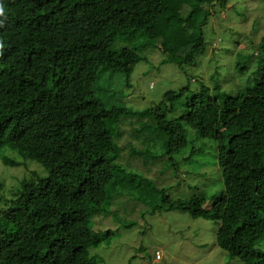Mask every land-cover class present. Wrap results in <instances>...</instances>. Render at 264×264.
<instances>
[{
	"label": "trees",
	"instance_id": "obj_1",
	"mask_svg": "<svg viewBox=\"0 0 264 264\" xmlns=\"http://www.w3.org/2000/svg\"><path fill=\"white\" fill-rule=\"evenodd\" d=\"M2 2L0 158L9 167L26 160L41 167L28 169L0 197V264H98L91 248L111 244L117 232L94 229V217L121 219L111 206L126 191H138L153 214L177 210L217 221V244L230 258L264 264V58L255 84L236 94L223 89L217 67L211 85L198 77L192 90L193 76L159 103L135 110L117 99L122 92L113 76L124 70L112 60L120 43L165 34L170 0ZM164 28L179 33L172 25ZM189 33L192 39L177 59L182 67L195 65L206 50L202 30ZM235 68L241 73L248 64ZM132 116L140 132L159 141L162 153L155 155L152 145L149 151L131 149L162 158L165 171L174 168L179 175L176 155L188 144L192 162L200 143H212L223 189L172 197L175 186H159L125 165L118 139L123 118Z\"/></svg>",
	"mask_w": 264,
	"mask_h": 264
},
{
	"label": "rangeland",
	"instance_id": "obj_2",
	"mask_svg": "<svg viewBox=\"0 0 264 264\" xmlns=\"http://www.w3.org/2000/svg\"><path fill=\"white\" fill-rule=\"evenodd\" d=\"M224 4L223 7V0H170V10L164 15L166 19L163 18L166 24L161 30L165 34L160 32L157 39L140 38L133 43H120L112 60L116 67L124 70L113 76V86L122 92V98L117 99L132 109H144L170 96L166 93L180 90L193 76L196 80L190 82L192 90L200 85L198 77L211 85L217 67L222 74L223 89L230 94L254 85L259 75V61L264 58V0H225ZM170 25L179 33L175 34L174 30L168 33L164 27ZM196 28L203 32L206 50L195 65L182 67L177 59L192 39L189 32ZM244 61L248 70L240 73L237 68L238 72L235 71L237 63ZM126 75L130 77L128 82ZM172 96L176 101L177 97ZM121 127L118 140L122 147V162L133 171L154 179L159 186H175L169 190L172 197L209 194L223 189L212 143L207 140L200 143L202 149L192 162L187 157L193 143L188 144L181 155H176L179 176L174 168L165 171L162 158H145L131 149L134 146L137 150L149 151L148 146L152 145L155 155L162 153L156 138H149L139 131L137 117L123 118ZM186 133L191 140L193 132L189 127ZM15 156L20 159L17 153ZM25 164L29 168L26 169ZM25 164L9 167L0 158V176L4 183L0 197L7 195V190L16 185L28 169L41 167L32 160H26ZM117 197L122 201L116 198L111 209L117 211L121 219H115L112 214L94 217V229L111 228L117 232L111 244L102 243L91 248L99 259L98 264H241L217 244V221L194 218L177 210L153 214L150 206L142 202L138 191H126ZM131 220L135 221L134 226H124L125 221ZM260 246L264 249V242Z\"/></svg>",
	"mask_w": 264,
	"mask_h": 264
},
{
	"label": "clouds",
	"instance_id": "obj_3",
	"mask_svg": "<svg viewBox=\"0 0 264 264\" xmlns=\"http://www.w3.org/2000/svg\"><path fill=\"white\" fill-rule=\"evenodd\" d=\"M5 11H6V9L3 6V2H2V0H0V15H3Z\"/></svg>",
	"mask_w": 264,
	"mask_h": 264
},
{
	"label": "built area",
	"instance_id": "obj_4",
	"mask_svg": "<svg viewBox=\"0 0 264 264\" xmlns=\"http://www.w3.org/2000/svg\"><path fill=\"white\" fill-rule=\"evenodd\" d=\"M157 253H158V257H160V252H159V251H157Z\"/></svg>",
	"mask_w": 264,
	"mask_h": 264
}]
</instances>
